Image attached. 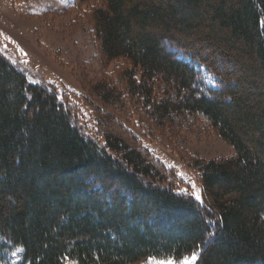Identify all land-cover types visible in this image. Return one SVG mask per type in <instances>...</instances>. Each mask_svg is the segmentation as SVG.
Listing matches in <instances>:
<instances>
[{"label":"trees","instance_id":"trees-1","mask_svg":"<svg viewBox=\"0 0 264 264\" xmlns=\"http://www.w3.org/2000/svg\"><path fill=\"white\" fill-rule=\"evenodd\" d=\"M100 1L98 51L126 64L125 90L95 84L99 104L129 93L158 127L199 114L235 154L193 161L199 203L115 128L89 135L68 96L0 52V250L20 248L21 264H264V0Z\"/></svg>","mask_w":264,"mask_h":264},{"label":"rangeland","instance_id":"rangeland-1","mask_svg":"<svg viewBox=\"0 0 264 264\" xmlns=\"http://www.w3.org/2000/svg\"><path fill=\"white\" fill-rule=\"evenodd\" d=\"M101 4L100 0H0V52L29 80L68 96L89 135L101 140L105 129L115 128L180 180L177 192L189 193L195 199L199 195L202 202L200 173L191 164L196 159L231 157L233 148L196 113L185 112L158 127L142 100L129 93V97L123 96V104H99L92 91L95 84L105 79L125 90L120 72L126 64L121 59L105 61L98 51L90 14ZM201 73L207 86L215 87L214 78L204 69ZM195 261L196 257L193 264ZM21 263L20 248L8 253L0 250V264ZM63 263L76 264L70 260Z\"/></svg>","mask_w":264,"mask_h":264},{"label":"snow or ice","instance_id":"snow-or-ice-1","mask_svg":"<svg viewBox=\"0 0 264 264\" xmlns=\"http://www.w3.org/2000/svg\"><path fill=\"white\" fill-rule=\"evenodd\" d=\"M193 187H195V185H193ZM196 199L199 200L200 199V196L199 195H196ZM195 260V254H193L192 257L190 258H185L182 262V264H193V261ZM148 264H175V261L174 260H155L153 258H149V261H148Z\"/></svg>","mask_w":264,"mask_h":264}]
</instances>
